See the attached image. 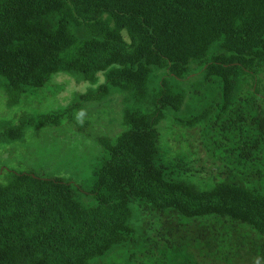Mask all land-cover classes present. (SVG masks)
<instances>
[{
  "label": "trees",
  "instance_id": "trees-1",
  "mask_svg": "<svg viewBox=\"0 0 264 264\" xmlns=\"http://www.w3.org/2000/svg\"><path fill=\"white\" fill-rule=\"evenodd\" d=\"M200 64L202 81L218 77L222 101L211 105L213 123L191 131L190 149L170 159L182 141L163 142L159 125L186 98L166 75L153 93L150 74L158 66L190 79ZM71 71L93 82L106 74L83 99L120 87L153 107H127L126 129L103 140L106 157L86 192L93 206L81 185L62 178L33 168L0 172L8 179L0 183V264H117L110 254L137 247L143 226L156 228L155 240L147 237L146 257L126 264L155 260L151 251L163 254L161 264H264V183H256L264 179V0H0L8 87L20 94ZM207 110L186 123L202 122ZM62 114L38 123L57 125ZM208 130L229 142L223 156ZM209 174L210 188L196 183Z\"/></svg>",
  "mask_w": 264,
  "mask_h": 264
},
{
  "label": "rangeland",
  "instance_id": "rangeland-1",
  "mask_svg": "<svg viewBox=\"0 0 264 264\" xmlns=\"http://www.w3.org/2000/svg\"><path fill=\"white\" fill-rule=\"evenodd\" d=\"M123 33L126 39H129L126 30ZM203 65H197L192 72H200ZM164 75L168 76L167 80L173 88L183 92L186 98L184 106L180 109L170 108L167 117L159 125L163 142L176 144L173 141L176 137L182 141L179 150H169V158L174 159L173 157L183 155L190 149L195 138L191 133L193 129H200L205 123L214 122L218 108L211 105L218 103L217 100L222 101V98L217 76L212 75L207 81H202L200 72L190 79H176L168 75L165 68L158 66H153L150 74L149 87L153 93L159 88ZM200 76L202 77L198 82L193 84V78L196 80ZM7 82V78L0 76V172L7 168L19 171L33 168L39 170L41 176L62 178L81 185V199L85 205L93 206L96 199L86 192L94 184L95 172L106 157L103 140L113 141L126 129L124 112L127 107L149 112L153 105L145 107L132 98L128 100L131 92L120 87H114L107 97L83 99L81 94L90 90L97 91L99 86L106 82L104 71L98 73L94 82L86 79L80 71L57 73L46 86H28L27 90L20 94L14 93ZM205 109H208L205 120L195 126L186 123L191 115L202 114ZM51 112H64L57 125L38 123L41 115ZM9 126L20 128V137L12 138L7 135L5 131ZM208 133L210 140H215L213 145L217 144L215 153L223 156L224 149L230 146L229 142L222 140L219 133L212 130H208ZM211 178L213 177L210 174L205 178L196 177V183L210 188L214 183ZM7 181L8 179L0 174V183ZM258 182L264 183V179L256 181ZM159 224L160 222H156V226ZM140 231L142 234L139 245L134 249L124 247V254L114 255L115 252H112V262L126 264L125 259L133 254L146 257L144 252L140 253L148 248L147 237L151 238V243L155 240L156 228L143 226ZM140 248L143 250L140 251ZM151 252L155 260L146 259L142 264H161L163 254L161 256L157 251Z\"/></svg>",
  "mask_w": 264,
  "mask_h": 264
}]
</instances>
